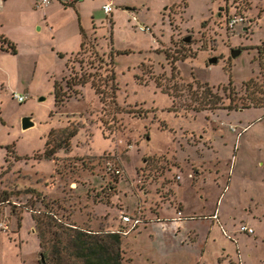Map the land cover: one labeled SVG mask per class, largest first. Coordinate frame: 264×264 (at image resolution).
<instances>
[{"label": "rangeland", "instance_id": "obj_1", "mask_svg": "<svg viewBox=\"0 0 264 264\" xmlns=\"http://www.w3.org/2000/svg\"><path fill=\"white\" fill-rule=\"evenodd\" d=\"M117 2L114 23L100 11L90 39L104 57L112 52L115 101L108 90L100 102L87 83L55 105L54 81L90 52L69 55L66 68L45 30L35 63L0 54L9 68L0 70V192L10 194L0 203V264H41L33 213L48 209L92 231L127 230L119 215L140 217L120 234L123 263L264 264V0ZM231 13L244 18L233 28ZM195 81L235 107L193 110L204 96L187 86ZM15 90L27 91L23 103ZM67 126L77 127L68 148L35 157ZM243 223L254 232L238 231ZM180 233L184 245L170 247Z\"/></svg>", "mask_w": 264, "mask_h": 264}, {"label": "trees", "instance_id": "obj_2", "mask_svg": "<svg viewBox=\"0 0 264 264\" xmlns=\"http://www.w3.org/2000/svg\"><path fill=\"white\" fill-rule=\"evenodd\" d=\"M1 41L3 50L15 52L12 43L5 39H1ZM97 46L98 44L92 42L82 31V43L77 54L90 52L89 58L87 61H78V70L74 69L75 71H73L71 69L68 76L63 75L59 80L54 81L53 95L56 106H61L69 99L79 95V88L87 83H90L100 102H106L108 90H110L109 95L112 101H115V91L118 86L115 83L112 52L106 58L104 54L98 52ZM257 48L260 50V47ZM127 52L129 51L121 53ZM68 66V63H66V68ZM187 86L190 88L194 86V90L203 88L201 96H204L202 99H196L198 105L190 107L195 111L220 107L233 109L235 107L232 103L234 101L233 97L230 96L229 104L224 105L223 97L209 91L207 83L202 84L199 81H195L194 84L191 82L187 83ZM172 95L175 96L174 90H172ZM259 101L258 98H252L255 107L259 105ZM76 128L75 126V128L70 129L67 126L60 129L61 134L59 138H56V141H53V145L51 141H48L43 153L36 154L35 157L54 158V154L58 149L69 147L70 138L77 132ZM25 192L36 193L35 191H29V189ZM6 202H10V194L3 190L0 192V203ZM42 204L48 208L47 203L42 202ZM38 214L40 215L33 213V220L36 228H38L37 234L40 239V248L42 249L43 259L40 260L41 264H121L120 234L118 232L103 234L87 232L82 229L83 227L74 223L60 221L56 214L49 209L40 211ZM46 234L49 237L47 248L43 241Z\"/></svg>", "mask_w": 264, "mask_h": 264}, {"label": "crops", "instance_id": "obj_3", "mask_svg": "<svg viewBox=\"0 0 264 264\" xmlns=\"http://www.w3.org/2000/svg\"><path fill=\"white\" fill-rule=\"evenodd\" d=\"M105 3L114 4L118 2L117 0H100V5H98V0H76L70 4L53 1L45 7H38L35 0H0V54H3V56L26 55L28 60L35 63L40 55L41 33L45 30L49 36V41L46 42V45H49V51L57 56V58L68 63L67 57L80 50L82 31L89 39L98 40L97 29L102 23L99 12L102 11L104 13L102 5ZM124 10L131 9L129 6H125ZM106 16L109 17L110 22L113 24L114 19L117 17L115 9L113 8L112 12ZM1 39L12 43L15 52L3 50ZM0 70L7 72L9 68L5 64H0ZM24 93L28 95L27 91ZM103 220L105 221L104 229L107 230L110 223H108L105 217H103ZM182 220V218L177 216V219L171 223L178 225L183 222ZM119 222L122 223L123 227H128V224L121 221V215H119ZM247 224L252 226L250 223ZM82 229L91 233L103 234L109 232L103 230L92 231L87 227H83ZM122 231L123 228L110 232L126 235ZM171 236L172 242L170 247L184 245L182 244L183 233ZM130 248L127 251L132 253ZM120 250L121 255L125 253L121 247V236ZM131 256L130 262L125 263H123L121 256V264H135L133 255Z\"/></svg>", "mask_w": 264, "mask_h": 264}, {"label": "built area", "instance_id": "obj_4", "mask_svg": "<svg viewBox=\"0 0 264 264\" xmlns=\"http://www.w3.org/2000/svg\"><path fill=\"white\" fill-rule=\"evenodd\" d=\"M36 1V6L38 7H45L47 5H49L50 3H52L53 1H57L63 4H70L75 2L76 0H35ZM102 9L104 11V13L106 15H109L112 10H113V6L111 3H105L102 5ZM244 20V18L242 17V15L240 14H236V13H231L228 16L227 19V25L230 28L235 27L238 23L242 22ZM139 29L142 31H151V29L148 26H139ZM28 95L26 93H22V92H18V91H13L12 92V98L15 99L16 101H18L19 103H23L26 99H27ZM179 216L181 215V212H178ZM180 218V217H179ZM121 221L124 222L125 224H128L127 230H123V233H128V230H132L134 228H136L137 226L140 225V223L142 222V219L140 217H137L136 215H132V214H121ZM5 228H7L6 225H4ZM238 231L241 232H245L248 234H252L254 232L253 227H251L250 225L243 223L241 225H239Z\"/></svg>", "mask_w": 264, "mask_h": 264}, {"label": "water", "instance_id": "obj_5", "mask_svg": "<svg viewBox=\"0 0 264 264\" xmlns=\"http://www.w3.org/2000/svg\"><path fill=\"white\" fill-rule=\"evenodd\" d=\"M185 41H188L189 40V37H185L184 38ZM232 55H237L238 53H240V50L239 49H232L231 51ZM209 63H215L217 61L216 57H211L208 59ZM33 124V121H32V117L31 116H24L23 119H22V125H23V128H27L29 126H31ZM40 259L42 260L43 259V256L42 254H40Z\"/></svg>", "mask_w": 264, "mask_h": 264}]
</instances>
